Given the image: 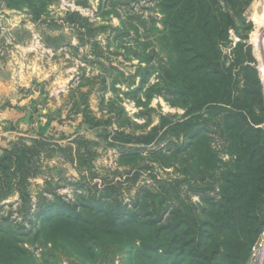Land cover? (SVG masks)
<instances>
[{
    "label": "rangeland",
    "instance_id": "rangeland-1",
    "mask_svg": "<svg viewBox=\"0 0 264 264\" xmlns=\"http://www.w3.org/2000/svg\"><path fill=\"white\" fill-rule=\"evenodd\" d=\"M158 4L156 0H0V158L18 151L21 159L16 162L24 164L21 171L27 174L24 188L30 203L24 216L18 178L1 183L0 221L7 220L5 228H16L13 235L40 261L50 252L32 241L36 229L66 217L56 209L36 217L43 197L74 201L76 195L100 193L109 186L123 204H130L137 193L148 189L158 200L174 207L183 201L193 206V213L204 216L212 214L220 201L221 181L208 188L211 181H200L198 168L188 165L194 133L170 129L191 120L231 168L235 159L229 154L223 119L231 128L232 119L226 114L233 109L223 105L219 110L205 107L188 113L186 107L172 105L169 94H154L151 87L161 82L168 57L160 40L164 24ZM219 4L224 6L222 0ZM234 13L230 12L234 26L218 45L219 62L236 74L234 95L250 111L242 113L251 115L248 120L258 136L251 143L260 147L264 0H236ZM150 138L153 141L145 143ZM178 147L186 151L174 154ZM259 149L250 170L264 178V151ZM252 184L257 194L244 209L251 213L264 197V180ZM130 251H117L110 261L97 263L60 254L47 264H138ZM246 264H264V224Z\"/></svg>",
    "mask_w": 264,
    "mask_h": 264
},
{
    "label": "trees",
    "instance_id": "trees-1",
    "mask_svg": "<svg viewBox=\"0 0 264 264\" xmlns=\"http://www.w3.org/2000/svg\"><path fill=\"white\" fill-rule=\"evenodd\" d=\"M156 1L164 24L160 40L168 57L161 70V82L151 87L155 88L154 94H169L173 98L171 104L186 107L188 113L205 107L219 110L223 105L233 109L226 114L232 119L231 128L223 119L229 136V154L235 159L231 168L222 163L210 139L191 120L170 129H184L196 136L188 148L187 162L191 169L198 168L195 170L200 181H211L208 188L221 181L218 205L212 207L208 216L196 215L192 205L177 201L176 207L171 206L172 203L156 199L148 189H144L145 194L137 193L130 204H123L120 194L115 196L109 186L100 193L95 190L93 194L86 191L76 195L74 201L60 196L52 200L43 197L38 201L36 217L50 209L66 216L40 225L32 237L50 254L38 260L13 235L16 228H5L4 219L0 221V264H47L60 254L97 263L110 261L109 256L117 251L125 254L127 249H131L129 254L138 264H246L264 224V197L259 198L252 213L244 211L257 194L252 182L264 180L263 175L257 177V171L250 170L256 164L254 151L261 147L263 153L264 144L252 145L258 136L248 120L251 115L242 113L250 111L234 95L236 74L219 62L218 45L234 26L230 12L237 15L236 0H222L224 6L219 4L220 0ZM150 98L147 94L146 99ZM151 141L150 138L145 143ZM176 149L174 154L186 151V147ZM17 152L10 151L0 158V188L1 183L10 184L18 178L16 186L21 187V213L25 216L30 208L24 188L27 174L21 171L24 164L16 162L21 159Z\"/></svg>",
    "mask_w": 264,
    "mask_h": 264
},
{
    "label": "bare ground",
    "instance_id": "bare-ground-1",
    "mask_svg": "<svg viewBox=\"0 0 264 264\" xmlns=\"http://www.w3.org/2000/svg\"><path fill=\"white\" fill-rule=\"evenodd\" d=\"M253 9V8H252ZM257 17V16H256ZM262 17V16H261ZM260 20V19H259ZM261 22V21H260ZM263 74H264V68H263Z\"/></svg>",
    "mask_w": 264,
    "mask_h": 264
}]
</instances>
